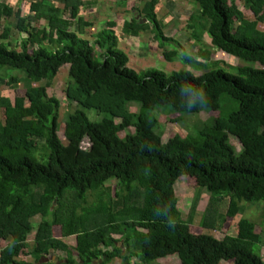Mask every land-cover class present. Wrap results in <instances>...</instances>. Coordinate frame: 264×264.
I'll return each mask as SVG.
<instances>
[{"label": "trees", "instance_id": "trees-1", "mask_svg": "<svg viewBox=\"0 0 264 264\" xmlns=\"http://www.w3.org/2000/svg\"><path fill=\"white\" fill-rule=\"evenodd\" d=\"M54 1L34 0L28 16L0 3V21L15 18L21 34L20 48L14 47L11 26L3 29L0 67L19 69L29 80L13 98H0V264H109L116 258L119 264H135L134 258L159 264L157 259L171 255L181 264H264V229L252 221L240 219L235 236L205 233L229 223L241 203H264V30L259 27L264 0H191L214 48L261 64L227 67L210 61L205 49L200 54L206 61L178 47L165 52L170 61L205 68L201 74L189 68L138 71L118 45L116 24L109 22L91 41L80 36L89 26L79 18L83 1L58 0L62 8ZM157 4L146 1L137 9L141 19L133 17L123 27L134 36L149 28L166 46L174 39L164 34ZM197 38L202 41L198 33ZM65 64L71 79L65 96L78 106L63 127L67 144L58 134L61 101L49 92ZM42 80L46 85H33ZM6 81L19 80L12 75ZM224 94L239 105L228 116L219 112ZM162 108L176 114L174 121L203 112L217 115L194 134L164 141L155 131ZM91 110L104 116L92 121ZM130 128L135 132L121 137ZM231 136L242 144L241 152ZM85 138L89 149L82 148ZM182 177L211 193L200 226L179 211L175 185ZM113 178L118 185L107 188ZM68 191L75 203L61 217L58 210ZM89 193L97 195V206L83 208ZM224 202L228 210L217 220L216 207ZM71 236L73 247L61 241ZM52 250L65 251V262L43 261Z\"/></svg>", "mask_w": 264, "mask_h": 264}, {"label": "rangeland", "instance_id": "rangeland-1", "mask_svg": "<svg viewBox=\"0 0 264 264\" xmlns=\"http://www.w3.org/2000/svg\"><path fill=\"white\" fill-rule=\"evenodd\" d=\"M18 2L15 3V7L17 8L19 5ZM34 0H23V3H26V11L29 13V8L31 3ZM53 1V0H52ZM55 0V4L60 5L61 2H57ZM60 1V0H59ZM115 1V0H114ZM122 2H118L116 6H114V11H108L106 17H103L104 20L114 19L113 21L117 22V20H123L124 18L130 19L133 16H137V19H141L138 15V11L135 8H142L146 1L149 0H121ZM158 4L156 6L155 12L158 20L163 21L164 23V34L167 37H171L174 40H170V43H167L166 46L159 44V41L153 39V33L148 28L146 30H141L140 34L137 36L130 35L125 30V26H114L116 33L122 40H119V47L125 50V52L129 55V65L140 71L145 70L149 67H154L157 69L164 70L167 73H171L173 70H178L181 68H189L193 70L196 74H201L205 71V68H197L191 65H187L182 63L180 60L170 61L166 58L165 52L167 50L173 49L174 47H178L181 51H187L194 57L199 60L206 61L204 55L200 54L201 49L208 50L211 53L210 61H219L221 64L232 67L240 64H251L254 66H261L259 62H246L243 60H239L234 56L229 55L223 50H219L214 48L212 45V37L210 33H208L207 24L202 22L199 19V6L196 5L191 0H157ZM2 3H7L6 0H1ZM112 2V1H111ZM118 6V7H117ZM126 6L131 9V11H126L123 7ZM133 7V8H132ZM118 8V9H117ZM122 13L124 15H121ZM98 14L97 17H99ZM197 17V18H196ZM253 18V17H252ZM97 22H99L102 18H95ZM196 19V20H195ZM16 19H5L2 18L0 21V34L5 30V27L11 26L12 33V45L14 47H19V39L21 37L20 33L15 29L16 27ZM201 21V22H199ZM144 22V21H143ZM198 22V23H196ZM46 24L45 21L40 23L41 27H44ZM259 27L264 30V22H260ZM197 33L200 34V38L202 41L198 40ZM196 35V36H195ZM87 38L90 40L93 39L92 33L87 32ZM120 39V38H119ZM96 53L98 54L100 48L98 46L95 47ZM69 67L70 64L63 65L57 76L53 79L52 84L49 88L50 95L57 97L61 101V110H60V128H59V136L62 141L67 144V140L64 135L63 127L66 123L68 115L74 113L77 109L76 102H69L65 96V90L71 82L69 75ZM12 75H15L19 81L12 82V84L6 85L7 78H11ZM29 80L25 77V75L19 69L5 68L0 67V98L2 96L13 98L16 92H22L28 86ZM34 86H42L46 85V80H42L39 82H34ZM221 116H228L230 113L238 109V102L232 99L229 95H222L221 99ZM129 108L133 112H138V107L135 105H130ZM89 118L92 121L100 120L104 115L97 114L94 110L88 113ZM176 114H171L168 109H160L156 112V117L159 119V127L155 129L158 134H160L164 141H167L169 138L174 137L175 135L187 136L189 134L196 133V129L205 124V122H209L212 116H216L215 112H203L201 114H189L186 115L184 120L174 121ZM120 120H118L119 122ZM134 128L128 129L126 132L121 133V137H125L127 133H134ZM230 142L236 148L237 152H241L243 149L242 144L236 138L231 136ZM91 146V142L89 138H85L82 142V148L89 149ZM118 185V179H110L106 183L107 188H113ZM73 191H68L65 199L63 200L61 206L59 207L58 213L61 217H65L70 208L74 206L75 199L73 198ZM175 193L177 195L179 204V211L181 213L182 218H184L188 222L194 223L196 226H200L201 222L209 208L211 201V193L207 190H198L195 186L191 185L189 179L187 177H182L175 185ZM97 201V195L94 193H89L87 198V204H81V207L91 209L92 205ZM97 203L94 204L93 207H96ZM228 202L218 203L216 209L218 211V216L216 219L227 212ZM77 215L81 214V208H78L76 211ZM245 218L257 225V229L261 231L264 229V203H241L240 211L238 215L229 221V223L225 224L222 228L218 227L216 229L207 228L205 233L210 234L216 238H224L226 235L237 234L238 223L240 219ZM40 216L38 215L34 220L33 224L36 226L39 224ZM116 240H120L119 235L113 236ZM30 245L33 244V236L29 237ZM70 242L68 245L75 244L74 237L69 238ZM125 240L122 239L120 244H122ZM67 244V243H66ZM264 254V250L262 251ZM61 255L66 256V252L61 251ZM135 259V264H142V262L138 258ZM28 261L34 263V258L29 257ZM120 259H114L109 264H119ZM153 263V262H152ZM155 263L159 264H181V260L177 255L166 256L163 258H159L155 261ZM154 264V263H153ZM219 264H232L231 262L222 260Z\"/></svg>", "mask_w": 264, "mask_h": 264}, {"label": "crops", "instance_id": "crops-1", "mask_svg": "<svg viewBox=\"0 0 264 264\" xmlns=\"http://www.w3.org/2000/svg\"><path fill=\"white\" fill-rule=\"evenodd\" d=\"M6 1H7V3H2L1 0H0V3L9 5V6L13 7L14 10H17V9L21 8L22 9V15H24V16H28L29 15V13H27V11H26V6H25L26 3H23V0H21L19 2V5H18L17 8L14 5L19 0H6ZM82 1H83L84 5L80 9L79 18L82 19L85 23L89 24V26H85L84 27V31L82 33H80V36H82L84 38H87V32L90 31L92 33V35H93V39L92 40H94L95 37H96V34L99 31H101L102 29L106 28L107 24L109 22H113L114 24H116V27L119 25V26H122V28H123V25H124L125 22L130 21L133 17H135L137 19V16H133L130 19L124 18L123 20H117V22L113 21L114 19H109V20H104L103 19V17H106L108 11H114V9H115L114 6H116V4L118 2L119 3L122 2L121 0H115V1L114 0H82ZM56 6H58V7L60 6V8H62L61 5L56 4ZM123 8L126 11H128V10L131 11V9H129L127 6H126V8L125 7H123ZM135 9H138V8H135ZM98 14H100L99 17H97ZM120 14L123 15L122 13H120ZM123 17H124V15H123ZM95 18H102V19L99 22H97V20ZM11 19H13V18H11ZM42 21H45V20H42ZM142 21H144V20H142ZM11 36H12V33H11ZM132 36H134V35H132ZM119 38H120L119 40H122L121 37H119ZM87 39H89V38H87ZM113 179H115V178H113ZM31 235L34 236V233L32 232V234H30L29 237H31ZM71 237L72 238L74 237V239H75V236H71ZM71 237L62 238L61 241L64 244L67 243L66 245H68V243L70 242L69 238H71ZM120 239H121V236H120ZM119 244H120V242H119ZM70 246H72V245H70ZM73 246H75V244ZM121 246L123 247L124 244L122 243ZM50 259L53 260L54 262H61V263L65 262V260H66L65 257L63 255H61V250H55V251L52 250V252L49 254V256L44 258L43 261L50 260ZM116 259H120V258H116ZM99 261H102V260H98V262Z\"/></svg>", "mask_w": 264, "mask_h": 264}, {"label": "water", "instance_id": "water-1", "mask_svg": "<svg viewBox=\"0 0 264 264\" xmlns=\"http://www.w3.org/2000/svg\"><path fill=\"white\" fill-rule=\"evenodd\" d=\"M144 22H146V19H144Z\"/></svg>", "mask_w": 264, "mask_h": 264}]
</instances>
